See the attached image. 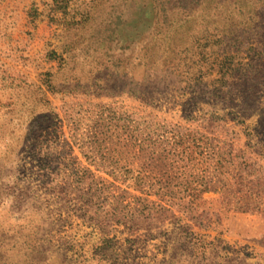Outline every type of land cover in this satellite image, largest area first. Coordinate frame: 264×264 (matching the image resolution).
Wrapping results in <instances>:
<instances>
[{
  "label": "rangeland",
  "instance_id": "obj_1",
  "mask_svg": "<svg viewBox=\"0 0 264 264\" xmlns=\"http://www.w3.org/2000/svg\"><path fill=\"white\" fill-rule=\"evenodd\" d=\"M0 264H264V0H0Z\"/></svg>",
  "mask_w": 264,
  "mask_h": 264
},
{
  "label": "trees",
  "instance_id": "obj_2",
  "mask_svg": "<svg viewBox=\"0 0 264 264\" xmlns=\"http://www.w3.org/2000/svg\"><path fill=\"white\" fill-rule=\"evenodd\" d=\"M157 71H160L159 69H157Z\"/></svg>",
  "mask_w": 264,
  "mask_h": 264
}]
</instances>
